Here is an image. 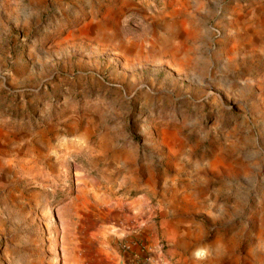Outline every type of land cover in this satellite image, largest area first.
<instances>
[{
  "label": "rangeland",
  "instance_id": "obj_1",
  "mask_svg": "<svg viewBox=\"0 0 264 264\" xmlns=\"http://www.w3.org/2000/svg\"><path fill=\"white\" fill-rule=\"evenodd\" d=\"M90 178L195 198L214 253L173 264H264V0H0V264H102ZM164 232L115 264L169 256Z\"/></svg>",
  "mask_w": 264,
  "mask_h": 264
},
{
  "label": "crops",
  "instance_id": "obj_2",
  "mask_svg": "<svg viewBox=\"0 0 264 264\" xmlns=\"http://www.w3.org/2000/svg\"><path fill=\"white\" fill-rule=\"evenodd\" d=\"M129 1L133 2V0ZM116 182L106 187H99L90 178L85 185L73 192L75 208L78 209L81 205L84 213L81 217L76 214L77 221L82 223L74 224H80L84 228L83 241L78 246L84 244L89 245L88 247L92 246L102 264L116 263L113 252L116 242L121 241L122 237L129 239L145 234L152 241V246H158L163 241V237L160 238L158 235V227L165 229L163 236L168 243L169 255H164L162 252L157 254L160 264H173V254L179 244L190 249V257L193 260L203 252L214 253L212 248L210 250L208 247H201V238L197 237L192 225H187L191 216L186 209L191 201H195L193 196L179 195L174 191L176 188L159 193L145 187V190L130 197V185L127 186L125 181L116 180ZM157 216H163L161 224L157 223ZM197 250L199 253L196 255L194 252ZM146 261L130 260L127 256L125 263L122 264H158L155 262V255Z\"/></svg>",
  "mask_w": 264,
  "mask_h": 264
},
{
  "label": "built area",
  "instance_id": "obj_3",
  "mask_svg": "<svg viewBox=\"0 0 264 264\" xmlns=\"http://www.w3.org/2000/svg\"><path fill=\"white\" fill-rule=\"evenodd\" d=\"M123 248L128 249L129 246L128 245H123Z\"/></svg>",
  "mask_w": 264,
  "mask_h": 264
}]
</instances>
